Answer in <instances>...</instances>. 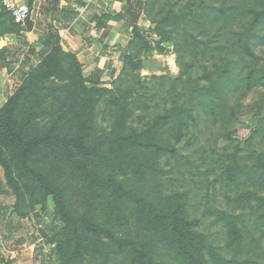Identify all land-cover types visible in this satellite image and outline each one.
Listing matches in <instances>:
<instances>
[{"label":"rangeland","instance_id":"rangeland-1","mask_svg":"<svg viewBox=\"0 0 264 264\" xmlns=\"http://www.w3.org/2000/svg\"><path fill=\"white\" fill-rule=\"evenodd\" d=\"M12 1L30 15L0 0V264H148L162 250L148 215L167 206L148 151L174 128L198 137L181 144L195 174L236 169L264 213V0ZM106 12L122 20L96 28ZM222 186L178 184L217 246L228 232L202 216Z\"/></svg>","mask_w":264,"mask_h":264},{"label":"trees","instance_id":"trees-1","mask_svg":"<svg viewBox=\"0 0 264 264\" xmlns=\"http://www.w3.org/2000/svg\"><path fill=\"white\" fill-rule=\"evenodd\" d=\"M138 2L142 6V0ZM58 4L59 0H56V5ZM95 20L96 28L101 29L109 22H120L122 17L119 14L106 12L96 16ZM130 24L125 23L129 34H138L137 27L131 28ZM54 37L52 36L51 40H54ZM54 45V41L43 43V46L54 47ZM101 93H108L109 99L114 98L116 94L115 91L109 90H102ZM209 118L207 121L212 120ZM188 121H194L193 117L185 118V122ZM148 127H150L149 123ZM182 130L174 128V131L164 133L161 138L170 136L171 143L166 146L155 145L154 149L148 151V175L155 184L152 194L167 205L164 209L156 208L152 211V214H155L154 218L148 215V230L158 238L157 244L162 245L159 253L156 251L149 257L148 264H264V258L259 255L260 251L264 254V249L260 245L264 240V226L258 225L259 218L264 213L256 202L247 206L245 197L248 193L243 190L246 183L240 178V172L231 169L228 173L226 169L223 176L213 181L209 178L213 168L208 170V176L201 177L200 174H195L194 161L181 155V144L187 137L188 143H194L198 137L196 133L184 135ZM194 153H198V150ZM183 165L187 166L184 173L181 169ZM102 181L115 191L122 189V185L114 179ZM181 182L194 185L196 189L202 186L200 195L204 194L205 189L213 188L216 191L218 183L224 186H222L224 190L228 188L229 191L221 193L224 200V206L221 207H210L207 203L210 192L207 194L205 212L202 216V218L214 217L217 222L223 224L228 232L225 245H215L211 237L202 231L204 222L196 218L198 206L194 207L190 204L191 191L181 193L178 190V184ZM148 204L152 205L150 202ZM48 217L51 218L50 215ZM252 217L257 220L254 227L247 223ZM154 243L156 244L155 241Z\"/></svg>","mask_w":264,"mask_h":264},{"label":"built area","instance_id":"built-area-1","mask_svg":"<svg viewBox=\"0 0 264 264\" xmlns=\"http://www.w3.org/2000/svg\"><path fill=\"white\" fill-rule=\"evenodd\" d=\"M8 12L16 23H25L30 15V9L27 7H17L12 0L6 4Z\"/></svg>","mask_w":264,"mask_h":264},{"label":"water","instance_id":"water-1","mask_svg":"<svg viewBox=\"0 0 264 264\" xmlns=\"http://www.w3.org/2000/svg\"><path fill=\"white\" fill-rule=\"evenodd\" d=\"M144 67H148L151 70H157L161 67V64L159 62H148L143 64Z\"/></svg>","mask_w":264,"mask_h":264}]
</instances>
